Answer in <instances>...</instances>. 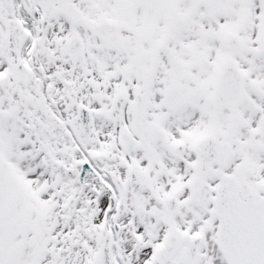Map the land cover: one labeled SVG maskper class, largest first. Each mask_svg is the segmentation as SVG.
<instances>
[{
    "label": "snow or ice",
    "instance_id": "6c2138e0",
    "mask_svg": "<svg viewBox=\"0 0 264 264\" xmlns=\"http://www.w3.org/2000/svg\"><path fill=\"white\" fill-rule=\"evenodd\" d=\"M0 264H264V0H0Z\"/></svg>",
    "mask_w": 264,
    "mask_h": 264
}]
</instances>
